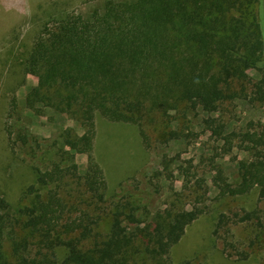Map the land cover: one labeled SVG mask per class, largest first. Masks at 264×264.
Here are the masks:
<instances>
[{
    "label": "trees",
    "instance_id": "16d2710c",
    "mask_svg": "<svg viewBox=\"0 0 264 264\" xmlns=\"http://www.w3.org/2000/svg\"><path fill=\"white\" fill-rule=\"evenodd\" d=\"M249 69L260 71V79L251 82ZM24 71L38 78L25 94V109L50 108L86 125L87 140L68 138L88 163L80 174L74 153L61 145L58 161L34 169L22 191L28 203L14 207L0 195V264H172L171 247L205 208L172 205L150 216L137 214L129 199L102 210L96 202L85 205L81 189L102 203L106 193L93 156L94 117L135 125L147 145V127L182 104L216 112L251 83V101L264 105V0H104L45 22ZM10 102L15 111V98ZM248 125L225 137L249 156L239 161L235 182L215 166L218 200L255 189L264 201V123ZM261 218L257 208L239 220L264 232ZM232 219L220 213L213 233L230 231Z\"/></svg>",
    "mask_w": 264,
    "mask_h": 264
},
{
    "label": "rangeland",
    "instance_id": "374dc122",
    "mask_svg": "<svg viewBox=\"0 0 264 264\" xmlns=\"http://www.w3.org/2000/svg\"><path fill=\"white\" fill-rule=\"evenodd\" d=\"M103 1L0 0V195L14 207L28 203L22 191L33 181L34 169L44 170L58 161L61 145L65 152L74 153L78 172H86L87 155L77 152L68 136L76 134L87 140V126L50 108L40 113L25 109V94L38 78L25 73L24 60L45 22L64 13L87 12ZM245 74L251 82L261 77L256 69ZM251 90L250 83L245 93L227 99L216 112L199 107L192 110L184 104L170 110L169 117L147 127V145L135 125L96 114L93 156L105 176V202L79 189L85 205L96 202L102 210L116 200L129 199L138 207L137 214L148 212L150 216L172 205L203 207L205 210L171 247L172 264H264V232L250 220H239L245 211L264 210V201H259L255 189L218 200L214 185L215 166L235 182L239 161L249 156L237 141L229 144L225 137L245 130L248 124L264 123V105L251 101ZM12 98L16 100L15 111L10 105ZM24 137L26 144L22 142ZM197 181L203 184L201 189ZM96 185L93 183L92 188ZM180 192L186 195L179 198ZM220 213L236 220L228 223L231 232L222 229L219 234L213 233ZM234 213L239 214L236 219ZM101 214L104 228L108 217ZM261 220L264 223V218ZM63 252L59 250L60 259Z\"/></svg>",
    "mask_w": 264,
    "mask_h": 264
}]
</instances>
